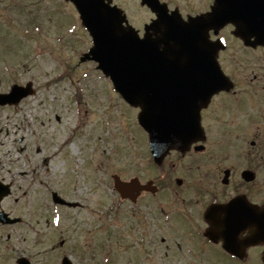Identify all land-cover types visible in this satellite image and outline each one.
<instances>
[{
    "label": "flooded vegetation",
    "instance_id": "1",
    "mask_svg": "<svg viewBox=\"0 0 264 264\" xmlns=\"http://www.w3.org/2000/svg\"><path fill=\"white\" fill-rule=\"evenodd\" d=\"M104 4L120 11L122 25L133 27L141 37L150 36L158 53L169 46V33L201 36L200 43L191 45L195 51L188 47L184 59L168 56L163 61H182L185 67L173 72L185 74L157 75L179 83L182 77L183 84L172 83V90L181 87L186 97V112L177 118L203 133L184 152L171 149L160 163L154 161V177H140L144 190L122 198L124 205L133 207L131 216L141 232L144 215L152 226L141 242L164 253L163 259L171 257L173 264H264V0ZM209 18L234 22L217 25ZM3 68L0 94L30 82L16 80L8 67ZM27 100L0 104V113L16 110ZM3 125L0 117V129ZM211 132L219 139L211 142ZM23 142L21 136L14 145ZM4 146L0 142V264H48V253L59 254L55 264L65 257L73 264H90L88 242L78 241L68 255L62 252L65 239L50 252L44 249V207L30 202L32 178L13 159L15 150L13 154ZM23 149L18 147V152Z\"/></svg>",
    "mask_w": 264,
    "mask_h": 264
},
{
    "label": "rangeland",
    "instance_id": "2",
    "mask_svg": "<svg viewBox=\"0 0 264 264\" xmlns=\"http://www.w3.org/2000/svg\"><path fill=\"white\" fill-rule=\"evenodd\" d=\"M11 1L0 5L5 23L0 26V65L9 64L16 80H32L37 93L18 109L0 113V142L15 150L13 159L31 176L30 202L44 207V249L50 252L65 239L66 254L78 241L88 242L90 264H173L171 257L163 259L164 253L141 242L152 226L144 215L141 232L131 216L133 207L114 190V173L154 177L139 109L125 103L96 63L80 61L92 41L69 3L14 0L11 7ZM215 135L211 132V142L219 139ZM21 136L24 142L14 145ZM18 147L24 148L21 153ZM52 191L80 206L55 205ZM54 218L61 221L59 227ZM58 256L48 253V264Z\"/></svg>",
    "mask_w": 264,
    "mask_h": 264
},
{
    "label": "water",
    "instance_id": "3",
    "mask_svg": "<svg viewBox=\"0 0 264 264\" xmlns=\"http://www.w3.org/2000/svg\"><path fill=\"white\" fill-rule=\"evenodd\" d=\"M72 1L80 10L84 25L89 29L95 43L83 60L97 61L99 69L111 77L116 90L124 99L132 106L141 107L139 121L150 135L151 150L155 158L158 160L172 146L185 147L191 141L192 135H188V131L184 129L166 128L176 114L171 96L167 98L168 104L163 102L165 97H162L161 92L164 82L155 81L153 73L158 66H154L153 60L164 59L168 55L175 59H184L187 50L185 44L192 41L195 35L187 40L185 37L178 40L172 36V40H168L173 42L172 46L157 56L155 54L158 44L150 39L141 41L136 33L122 29L120 19L104 4V0ZM179 62L168 59L160 66L178 69L177 67L183 65L182 61ZM24 90L15 88L9 100H18L30 94ZM116 188L122 192V183L118 180ZM54 198L58 203H65L57 195Z\"/></svg>",
    "mask_w": 264,
    "mask_h": 264
},
{
    "label": "bare ground",
    "instance_id": "4",
    "mask_svg": "<svg viewBox=\"0 0 264 264\" xmlns=\"http://www.w3.org/2000/svg\"><path fill=\"white\" fill-rule=\"evenodd\" d=\"M178 72H180V71H178ZM174 86H175V85H174ZM178 89H179V90H176V92L173 91L174 89L172 90V96H173V108H174V110H175L177 116H178L179 114H183V113L186 112V105H185L186 102L184 103L186 97L181 95V93H182V88L180 87V88H178ZM178 92H179L180 94H178Z\"/></svg>",
    "mask_w": 264,
    "mask_h": 264
}]
</instances>
